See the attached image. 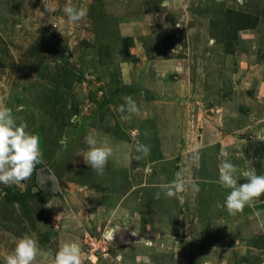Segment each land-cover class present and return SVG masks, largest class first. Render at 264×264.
Listing matches in <instances>:
<instances>
[{
    "label": "rangeland",
    "instance_id": "374dc122",
    "mask_svg": "<svg viewBox=\"0 0 264 264\" xmlns=\"http://www.w3.org/2000/svg\"><path fill=\"white\" fill-rule=\"evenodd\" d=\"M68 5L87 17L71 23ZM126 97L139 113L124 121ZM0 103L43 153L23 185L0 184V264L24 236L44 264L65 243L83 264H264V196L230 215L218 171L264 175V0H0ZM90 135L113 149L102 173L84 161ZM178 174L200 191L169 198Z\"/></svg>",
    "mask_w": 264,
    "mask_h": 264
},
{
    "label": "clouds",
    "instance_id": "9594fccd",
    "mask_svg": "<svg viewBox=\"0 0 264 264\" xmlns=\"http://www.w3.org/2000/svg\"><path fill=\"white\" fill-rule=\"evenodd\" d=\"M44 7L49 13L55 11V8L50 5L44 4ZM63 11L73 24L79 23L88 15L86 7L77 8L68 5ZM125 103L127 107L121 106L119 111L129 113V115L121 116L122 120L127 121L131 119V115L138 114L139 109L131 97H126ZM27 127V123L17 124L12 110L0 103V184L23 185L24 181L31 178L36 166L43 163L40 137L29 133L26 130ZM86 142L89 150L84 156L85 163L97 173H102L109 158L113 155V149L106 145L96 146L97 141L91 135L86 137ZM136 151L141 154L136 157L139 160L150 154V147L137 144ZM218 171L220 185L225 189H230L223 205L230 215L235 216L242 213L246 206H251L255 200L264 196V175H257L254 169L240 170L230 161L224 160L219 165ZM238 172L247 181L246 183H238ZM189 185L193 192L200 191L195 181L191 178L184 180L178 174L177 180L168 186L165 194L169 198L177 196L178 193L185 192ZM155 198H159V193ZM117 232L116 228L109 229L106 238L113 240ZM132 235L135 236V233L133 232ZM38 255L42 257L41 264H44L51 253L42 252L37 240L24 236L16 241L14 251L5 257V264H34ZM120 259L117 257L118 261ZM144 261L145 264H151V260L147 257ZM54 264H83L79 246L75 243L63 244L54 255Z\"/></svg>",
    "mask_w": 264,
    "mask_h": 264
},
{
    "label": "crops",
    "instance_id": "0c3cea01",
    "mask_svg": "<svg viewBox=\"0 0 264 264\" xmlns=\"http://www.w3.org/2000/svg\"><path fill=\"white\" fill-rule=\"evenodd\" d=\"M77 154H79V153H76V155ZM77 157V156H76ZM75 157V158H76ZM74 159V158H73ZM75 163V162H74ZM72 165V164H71ZM71 165L69 166V168H68V170H67V172L66 173H68V171L71 169ZM71 184H74L75 185V183H70V184H68L67 186H68V189L70 190V186L69 185H71ZM76 184H78V186H80V182H78V183H76ZM123 184H124V186H125V188L124 189H121L120 190V188H122V186H120L118 189H112V191L114 192L113 193V195L114 196H118L119 197V195L122 193L123 195V197H122V201L125 199V198H129V200L128 201H130V200H133L132 199V197H133V191H134V188L133 187H131V186H133V184H132V181H130V177L128 176V178H126L124 181H123ZM141 186V187H140ZM140 186H138L139 188H141V191H142V195H145V192H144V190H148V184H147V182H145V180H143L142 179V183L140 184ZM77 189H75L74 188V190H72V192H73V194H74V191H76ZM128 190V191H127ZM64 197H66L65 199L68 201V200H70L71 199V194H66ZM117 197V198H118Z\"/></svg>",
    "mask_w": 264,
    "mask_h": 264
},
{
    "label": "water",
    "instance_id": "95a60500",
    "mask_svg": "<svg viewBox=\"0 0 264 264\" xmlns=\"http://www.w3.org/2000/svg\"><path fill=\"white\" fill-rule=\"evenodd\" d=\"M76 151H77V148L76 146H74V148L66 154L64 160L60 162V164L55 168L54 175L57 178L62 179L64 177L69 166L72 163V160L74 158V155L76 154Z\"/></svg>",
    "mask_w": 264,
    "mask_h": 264
},
{
    "label": "built area",
    "instance_id": "2783aa9c",
    "mask_svg": "<svg viewBox=\"0 0 264 264\" xmlns=\"http://www.w3.org/2000/svg\"><path fill=\"white\" fill-rule=\"evenodd\" d=\"M106 236H107V233L104 235V240H105L106 242L111 241V240L107 239ZM92 245H93V244H92V241H90V242H89V246H92ZM97 245H98L99 247H102V246L99 245V244H97ZM107 249H108V248H107L106 246H105V247H102L101 250H100V252H101V253H107Z\"/></svg>",
    "mask_w": 264,
    "mask_h": 264
}]
</instances>
